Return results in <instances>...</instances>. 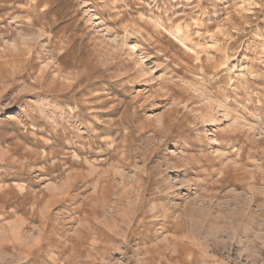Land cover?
<instances>
[{
  "label": "rangeland",
  "instance_id": "1",
  "mask_svg": "<svg viewBox=\"0 0 264 264\" xmlns=\"http://www.w3.org/2000/svg\"><path fill=\"white\" fill-rule=\"evenodd\" d=\"M0 264H264V0H0Z\"/></svg>",
  "mask_w": 264,
  "mask_h": 264
},
{
  "label": "bare ground",
  "instance_id": "2",
  "mask_svg": "<svg viewBox=\"0 0 264 264\" xmlns=\"http://www.w3.org/2000/svg\"><path fill=\"white\" fill-rule=\"evenodd\" d=\"M179 105V104H178ZM211 109V108H210ZM201 116V115H200Z\"/></svg>",
  "mask_w": 264,
  "mask_h": 264
}]
</instances>
